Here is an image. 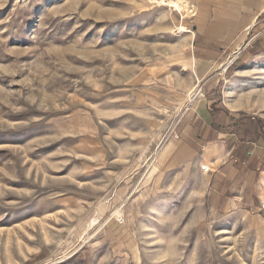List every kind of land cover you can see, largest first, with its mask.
Instances as JSON below:
<instances>
[{
    "label": "rangeland",
    "instance_id": "1",
    "mask_svg": "<svg viewBox=\"0 0 264 264\" xmlns=\"http://www.w3.org/2000/svg\"><path fill=\"white\" fill-rule=\"evenodd\" d=\"M221 1L0 0V264H264V209L185 147L203 87L264 137V19L195 78Z\"/></svg>",
    "mask_w": 264,
    "mask_h": 264
},
{
    "label": "crops",
    "instance_id": "2",
    "mask_svg": "<svg viewBox=\"0 0 264 264\" xmlns=\"http://www.w3.org/2000/svg\"><path fill=\"white\" fill-rule=\"evenodd\" d=\"M221 3L222 7L214 13L204 10L199 17L196 29L199 40L194 42L193 58L197 81L209 80L212 70L225 63V58L245 49L262 35L263 30L254 32L264 19V0H222ZM211 79L218 83L219 78ZM202 89L203 95L192 107L193 137L185 141V147L191 155L201 153L200 161L210 163L211 169H221L219 173L231 185V207L245 208L247 213L246 208L264 209V137L259 125L251 121V126L243 128L239 120L229 118L233 113L223 115L220 109L228 108L225 102L224 107L214 105L208 95L210 90ZM254 221L261 225L264 234V217L258 215Z\"/></svg>",
    "mask_w": 264,
    "mask_h": 264
},
{
    "label": "bare ground",
    "instance_id": "3",
    "mask_svg": "<svg viewBox=\"0 0 264 264\" xmlns=\"http://www.w3.org/2000/svg\"><path fill=\"white\" fill-rule=\"evenodd\" d=\"M157 2H161L164 5H169L171 7H174L177 9L179 12H181L183 9H185V5L187 3V0H155ZM190 11V10H189ZM182 13V12H181ZM181 28V27H180ZM182 31H185L183 28L181 29ZM193 33V32H192ZM196 85V84H195ZM195 93V92H194ZM193 93V94H194Z\"/></svg>",
    "mask_w": 264,
    "mask_h": 264
},
{
    "label": "built area",
    "instance_id": "4",
    "mask_svg": "<svg viewBox=\"0 0 264 264\" xmlns=\"http://www.w3.org/2000/svg\"><path fill=\"white\" fill-rule=\"evenodd\" d=\"M201 92V89H197L196 91H195V93L192 95V99L191 100H193L199 93ZM200 95H202L201 93H200ZM115 218H116V221H118L119 223H122L123 221H124V219L122 218V216H117V215H115ZM67 260H66V258H64V259H61L60 260V263L61 264H67V262H66Z\"/></svg>",
    "mask_w": 264,
    "mask_h": 264
}]
</instances>
